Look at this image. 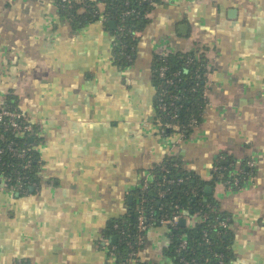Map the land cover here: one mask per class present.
<instances>
[{"label": "crops", "instance_id": "0c3cea01", "mask_svg": "<svg viewBox=\"0 0 264 264\" xmlns=\"http://www.w3.org/2000/svg\"><path fill=\"white\" fill-rule=\"evenodd\" d=\"M150 2L133 60L119 65L101 19L71 18L59 0H0V106L12 101L39 125L41 169L28 193L0 189V264H135L105 232L171 156L229 216L232 264H264V0ZM188 52L209 66V87L182 139L160 132L153 65ZM248 162L238 189L210 183L217 164L238 172ZM170 245L166 226L148 228L140 263L171 264Z\"/></svg>", "mask_w": 264, "mask_h": 264}, {"label": "trees", "instance_id": "16d2710c", "mask_svg": "<svg viewBox=\"0 0 264 264\" xmlns=\"http://www.w3.org/2000/svg\"><path fill=\"white\" fill-rule=\"evenodd\" d=\"M125 1L126 0H97L96 2H93L89 0H81V3L74 4L73 1V6L70 9H66V7L61 4V0H59V6L61 10L71 18L86 17V19L90 20L101 19L106 26H109V21L114 20L115 25L112 28V32L116 39L115 57L119 65H126L131 63L133 60L136 50V32L144 26L146 22L145 13L150 8L151 4L143 0H127L129 4L126 5ZM79 7H83L85 9V13L80 15L78 12ZM128 8H135L136 12L129 14L124 18V20L121 21L120 15L122 11ZM119 25H123L125 27L122 32H120L118 29ZM122 44L126 45V48H122ZM125 53L130 54L132 58L130 60L126 59L124 56ZM188 54L192 56L194 55L190 52L183 55L187 56ZM163 63L168 66V70L166 72L168 77L173 78V73L179 71L181 77H183V81L177 83L175 86H170L169 84H165L161 78H158L156 69L159 68V66ZM153 66V81L156 88L154 100L156 116L157 118L161 117V112L158 109L159 103L157 94L159 90L165 86L166 91L171 94L182 92L186 98L182 101V106L178 111L177 121L187 137L194 129L189 126L190 120L195 118L198 125L205 110V102L200 91L202 86L199 85L197 87V91L191 94L188 91L190 83L186 82L183 84V82L188 80L191 72L199 66V63H195L187 67L185 66L183 60L180 59L179 55L168 54L166 57L157 56L154 60ZM189 81H192V83L194 82L193 80ZM6 105L13 107L15 106L14 102L9 100L6 102ZM167 119V116L162 115V121ZM5 138L7 140H14L21 145L22 143L33 144L34 142L32 138H22L14 134H6ZM1 145L5 146L4 144ZM31 154L33 161L31 166L34 169L29 172V175L31 177H36V167H38V165L35 164V161L38 163L40 162L38 153L35 151V149L32 150ZM3 157L6 164L3 166V172L5 174H9L13 166L7 164H15L18 162V159L12 157L10 153H5ZM19 162L21 161L19 160ZM163 162L167 163V166H169V175L173 177H182L184 180L183 183L178 186H174L170 194H167L160 199L156 197L154 182L147 190L140 188L137 191L133 204L131 205V212H129V214L126 216L111 220L107 226V230L105 232L106 235H115L117 238L120 237V230L114 229L113 224L118 223L120 228L132 226L135 223V217L137 215L138 209L141 207L145 212L152 210L156 214H161L164 212L170 213L172 212V209L169 202H175L180 206V210L183 212V214L192 216V214L200 212V214L204 215L205 217H200L192 227L179 225L176 231L171 232V245L167 249V254L171 257V264H183L180 261L181 258H184L186 261H188V264H232L234 254L232 250V233L230 227L220 236H216L214 232L215 230L212 227V225L218 219L225 217L229 218V216L226 213L220 211L216 203L209 198L208 194L204 193L206 182L199 180L197 177H195V175L183 172L180 168L179 162H177L173 156L165 158ZM172 162H177L178 165L176 167H170ZM228 169L213 173V180L210 183L212 184L215 182L224 181L226 178H229V173L233 169L232 167ZM152 174L156 177L161 175L159 165L153 167ZM243 182L244 179H241L239 187L242 186ZM26 191L27 193L30 192L29 190ZM205 196H207V199L204 201L203 199ZM230 221L231 220L229 218V224ZM203 230H207L209 232L212 245H206L202 243ZM180 236H186L189 242L188 249L182 253L175 251ZM115 250L118 253L120 260L123 261L127 253V249L125 248L124 244L117 241Z\"/></svg>", "mask_w": 264, "mask_h": 264}, {"label": "built area", "instance_id": "2783aa9c", "mask_svg": "<svg viewBox=\"0 0 264 264\" xmlns=\"http://www.w3.org/2000/svg\"><path fill=\"white\" fill-rule=\"evenodd\" d=\"M74 1V2H73ZM147 1L151 4L150 0H143ZM74 3H81V0H61V4L66 7V9H70ZM125 4H129L126 0ZM136 12L135 8H128L122 11L121 13V21L124 20L126 16L129 14ZM123 25H119L118 29L120 32L124 30ZM122 48H126V45L122 44ZM126 59L130 60L132 56L130 54L125 53L124 55ZM162 57H166V55H162ZM180 59L183 60L185 66L189 67L195 63H199V66L191 72L188 80L183 82L190 83L189 86V93L193 94L197 91V87L199 85L202 86L201 94L202 98L205 102V107L207 104V92H208V79L207 73L209 70V66L203 60L192 56V55H180ZM168 70V66L163 63L156 69L157 77L161 78L165 84H169L170 86H175L177 83L183 81V77H181L180 72L176 71L173 73V78L167 76L166 72ZM185 80V79H184ZM193 80L194 82L192 83ZM158 109L161 112V117L157 118V123L160 128L161 133H172L179 136V138L184 139L186 137L185 133L183 132L181 126L178 124V111L182 106V101L186 98L182 92L171 94L166 91V88H162L158 92ZM165 112V113H164ZM162 115L167 116L168 119L162 121ZM161 119V120H160ZM192 128L197 126V120L192 118L190 120V125ZM40 129L39 125L35 122H32L30 118L21 112L19 109L13 106L3 105L0 106V143L4 144L2 146L0 144V189H7L11 191H17L21 193H26V190L31 188L36 189L39 186V178L41 174L40 163L35 161V164L38 165L36 171V177H31L29 172L34 169L31 164L33 163L31 152L34 150V142L33 144L30 143H22L18 144L14 140H7L5 138L6 134H14L16 136H20L22 138H34L38 130ZM10 153V155L16 159L18 162L15 164H7L12 165L13 168L9 172V174H5L3 172V166L6 165L4 161V154ZM19 160L21 162H19ZM159 169L161 175L156 177L152 174L153 178L151 180H146L143 185L142 189L147 190L151 184L154 182L156 197L158 199L163 198L165 195L170 194L172 192V188L174 186H178L183 183V178L173 177L170 176L169 166L167 163L160 162ZM178 165L177 162H172L170 167H176ZM248 169L241 168L238 172L230 171L229 178H226L224 181H220L221 184L227 189H236L240 185L241 179H247L252 175V163H246ZM228 169V166H223L221 164H217L212 171V177L214 176L213 173L220 172L222 170ZM229 170V169H228ZM171 205L172 212H164L161 214H156L152 210L149 212H145L144 209L141 207L138 209L135 223L132 226H127L126 228H120L118 223L113 224V228L116 230H120V237L117 238L118 242L124 244L125 248L127 249L126 257L123 259L124 262L133 261L135 264H139L140 260L138 258V254L140 248L143 244V235L146 230L153 226H166L170 232L176 231L178 229L179 221L181 219L185 220V226L187 221L191 218V216H187L183 214L180 210V206L175 202H169ZM199 218L205 217L201 215L200 212L196 213ZM193 215V216H195ZM228 217L218 219L212 227L214 228V232L216 236H220L222 233L226 232L229 229V222ZM188 227V226H187ZM188 238L186 236H180L177 247L175 249L176 252L182 253L188 249ZM202 243L206 245H212V241L209 236V232L207 230H203L202 233ZM180 261L183 264H188L184 258H181Z\"/></svg>", "mask_w": 264, "mask_h": 264}, {"label": "water", "instance_id": "95a60500", "mask_svg": "<svg viewBox=\"0 0 264 264\" xmlns=\"http://www.w3.org/2000/svg\"><path fill=\"white\" fill-rule=\"evenodd\" d=\"M230 13H233V12H230ZM109 24H110L111 27H114V25H115L114 20L109 21ZM204 190H205V192H210L211 191V187L210 186H206ZM130 198H131V196H129V201L128 202H130ZM179 224L182 225V226L185 225V220L184 219H181L179 221ZM115 238L116 237L114 236L113 239L115 240Z\"/></svg>", "mask_w": 264, "mask_h": 264}, {"label": "rangeland", "instance_id": "374dc122", "mask_svg": "<svg viewBox=\"0 0 264 264\" xmlns=\"http://www.w3.org/2000/svg\"><path fill=\"white\" fill-rule=\"evenodd\" d=\"M249 259H250V258H249L248 256H244V261H245V262H249ZM237 260H238V264H240L241 261H243V260H241L240 258H238ZM246 264H248V263H246Z\"/></svg>", "mask_w": 264, "mask_h": 264}]
</instances>
